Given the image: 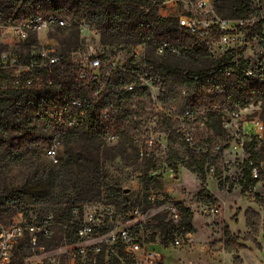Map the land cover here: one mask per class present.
Instances as JSON below:
<instances>
[{
	"label": "rangeland",
	"instance_id": "374dc122",
	"mask_svg": "<svg viewBox=\"0 0 264 264\" xmlns=\"http://www.w3.org/2000/svg\"><path fill=\"white\" fill-rule=\"evenodd\" d=\"M97 1V0H93ZM184 2L195 0H181ZM216 6H224L221 17L230 18L232 0H211ZM12 0H0V6L10 5ZM159 4L146 6L147 10H154L157 15ZM142 8V9H143ZM178 9H183V4L178 3ZM161 32L156 26H150ZM30 42L40 50L48 54H54L61 62L72 64L75 67L85 63L88 59L99 57L101 61H115L125 66H133L139 74H150L154 70L184 69L188 71H199L210 69L214 61L207 56H197L192 53L172 54L167 52L157 55L155 47L149 43H139L136 38L124 37L107 29L98 19L65 21L62 29H49L33 36ZM21 56L27 57V47H21ZM134 57H137L134 59ZM133 85V84H132ZM104 85L101 84V88ZM146 89L147 100L144 103L134 105L131 110L132 123L129 124L130 133L128 137L114 136L112 140H104L102 146L93 143L90 147L100 157V174L107 177L108 189H119L123 191L121 198L116 199L108 191L100 193L99 197L91 202L86 199L94 196L92 193H81L72 206L92 209L106 202H126L130 205L140 203L149 192L160 193L167 196L179 210V219L174 222L170 220L163 211L152 210L147 215V230L152 233V241L159 242L163 247H169L173 237L182 241L179 248H168L169 257L164 264H264V207H260L253 198L244 195L239 185L242 179L243 167L239 164L241 154L233 151L232 145L237 140L235 132H240L243 122H248L254 117L264 122V102L249 105L242 111L237 119L228 120L230 129L225 131L222 120L211 119L204 124L203 128H191L195 132L197 141L208 151L212 157H216L215 166L218 169L213 176L206 174V181L202 184L200 178L182 166L173 169L175 159L171 160L172 152L179 159H186L188 150L179 139V129L173 135L159 133L158 125L165 119L164 113L157 110V104L161 105L162 112L172 109L180 111L179 102H160L161 89ZM156 112L158 117L155 116ZM114 114L115 111L113 110ZM111 116V114H110ZM13 119L11 112L6 116ZM227 121V119H225ZM40 137L46 140V146H40L38 153H30L22 165L6 164L4 156L0 152V196L9 194L15 190L25 192L26 204L17 208L22 209L25 214H54L48 211L47 202L65 198L59 197L63 186L55 185L51 189V196H46L49 187L47 185H36L35 176L42 175L44 169L55 165L65 154L64 141L60 144L53 158L47 155L46 148L53 139L51 132L42 131ZM178 135V136H177ZM152 137L154 146L145 155L140 154L143 140ZM13 136L3 134L0 131V140L9 142ZM82 143L77 142L73 147L76 152L80 151ZM214 146H220V153L214 152ZM89 148V145L87 146ZM255 154V162L261 172L259 182L253 189V193L264 200V139L256 141L247 146L244 151L243 161L251 154ZM170 169V172L165 170ZM221 187V188H220ZM205 189L212 196L217 205L204 201L200 192ZM45 195V197H44ZM71 198L74 199L73 194ZM56 197V198H54ZM40 199V200H39ZM51 201V202H52ZM50 203V204H49ZM122 205L116 207L120 212ZM67 206L66 204L63 205ZM4 208H8L7 206ZM146 208V207H145ZM247 212L251 223L247 227ZM18 213V212H17ZM227 228L233 239L245 246V249L226 253L224 251L223 233ZM58 235V232H55ZM172 238V239H170ZM254 238L255 243L251 239Z\"/></svg>",
	"mask_w": 264,
	"mask_h": 264
},
{
	"label": "trees",
	"instance_id": "16d2710c",
	"mask_svg": "<svg viewBox=\"0 0 264 264\" xmlns=\"http://www.w3.org/2000/svg\"><path fill=\"white\" fill-rule=\"evenodd\" d=\"M163 1L165 0H12L10 5L0 6V23H18L32 15L52 18L57 22L98 19L107 29L120 36H134L139 43H149L155 48L166 44L182 53L190 54L193 41L179 32L175 20L161 18L154 10L145 12L146 6L152 9V4L158 5ZM242 1L232 0L230 18L241 17L247 13L248 8ZM224 9V6H216L217 14L222 16ZM150 26H156L161 32ZM62 28L63 26L58 25L52 27V29ZM194 54L206 56L197 45ZM116 63V68L111 69L106 62H103L100 79L85 86L76 78V70L81 65L74 68L72 64L61 62L59 58L58 63L46 68H34L28 75L32 86L27 90L3 88L6 76L0 77V131L13 136L8 143L0 140V152L4 156L5 163L22 165L30 153H38L40 146L47 145L46 140L40 137L39 133L42 131L51 132L52 140L56 139L59 144L60 139L64 141V157L55 165L44 169L42 175L36 172L34 180L36 185L45 184L49 187L46 196H51V189L55 188V185L63 186L59 197L65 198V202L61 199L53 202V199H50L46 203L50 201L53 204L47 207L48 211L59 214L53 217L67 226L65 234L71 241L74 240L71 211L74 208L81 209V206H72V204L77 201L81 193L94 194L85 202L98 198L103 191L113 194L116 199L119 197L122 199L123 194L119 189H108L107 177L100 174L99 149L94 153L90 145L97 143L100 147L109 137L130 136L129 124L132 123L133 118L131 110L134 105L133 100L137 99L135 103L142 104L148 98L146 89L139 87V79L135 76L136 68ZM218 63H214L213 66ZM212 67L196 72L164 68L150 73L165 79L161 86V104L172 101L180 103V111H175L170 117L165 116L158 125L159 133L174 135L179 129V121L185 111H189L194 116L199 111H204L207 121L220 120L224 112H237L249 105L264 102V83L248 80L237 73L221 80L223 93H208V85L202 76L210 74ZM26 78H22V81ZM101 84L104 85L102 88ZM132 84L133 89L128 91L127 87ZM182 92L185 94L183 95ZM8 112L13 115L12 120L6 117ZM103 113L106 114V118L102 116ZM178 135L182 142L179 133ZM196 141L197 137L194 144L199 147L200 143ZM77 142L84 145L79 152L73 147ZM254 142H256L254 139L248 142L245 150ZM184 146L188 150L186 159H179L173 152L171 154V160H176L173 169L178 165L182 166L196 174L202 184L206 181L209 166L215 167V173H218L215 166L216 157H212L208 151L204 154H195L189 146L185 144ZM220 149L221 152L222 148ZM217 154L215 152V155ZM242 167V179L239 182L242 194L248 195L260 207H264V200L253 193L259 179L252 180L250 170L256 168L261 175L255 162V154L252 153ZM69 194H73L74 199ZM200 197L206 202L217 205V201L209 196L204 188L200 192ZM26 198L24 191L15 190L0 196V204L3 207L7 206L12 213H17L22 211L17 207L26 204ZM126 202L113 203L119 207ZM64 204L67 206L64 207ZM251 214L247 212L245 215L248 229L251 226L249 220ZM249 239L255 243L254 238ZM223 240L226 253L245 249L244 245L232 238L227 228L224 229Z\"/></svg>",
	"mask_w": 264,
	"mask_h": 264
},
{
	"label": "built area",
	"instance_id": "2783aa9c",
	"mask_svg": "<svg viewBox=\"0 0 264 264\" xmlns=\"http://www.w3.org/2000/svg\"><path fill=\"white\" fill-rule=\"evenodd\" d=\"M180 2L183 4L182 10L178 9ZM242 2L248 11L237 18L218 15L216 5L211 0H165L159 4L157 15L175 20L179 32L192 39V54L197 45L214 63L219 62L212 67L210 74L202 76L210 94L223 93L221 80L235 73L248 80L264 83V0ZM64 24V21L57 22L38 15L28 16L18 23H0V77L6 76L3 88L27 90L32 86L28 75L34 68L43 69L58 63L56 56L36 48L30 39ZM23 46L28 50L26 58L21 56ZM155 52L160 56L167 52L180 53L166 44L156 46ZM102 65L99 57L88 59L76 70L77 80L84 86L97 82ZM106 65L114 69L117 63L108 61ZM135 76L141 85L158 90L165 81L160 76L139 73ZM22 78L26 80L22 81ZM132 89L133 85L127 87L128 91ZM157 110L166 117L175 112L172 109L162 112L160 104H157ZM240 111L221 114L220 120L225 131L231 127L228 120L237 119ZM160 112H156L155 116L158 117ZM205 115L204 111H199L195 116L185 111L179 121L181 140L195 154L206 153L205 148L195 146L196 134L191 129L203 128L207 121ZM102 116L107 117L105 113ZM240 129V132L233 133L237 135V140L233 142L232 148L235 153L241 154L239 164L243 165L246 144L253 139H264V122L254 117L243 122ZM58 146L59 141L52 140L47 155L53 158ZM153 146V138L147 137L143 140L140 154L145 155ZM220 148L214 146V152L219 153ZM165 170L170 172L167 167ZM208 174L213 176L215 167L209 166ZM250 175L252 180L259 179L256 168L250 170ZM122 207L120 212L113 202H106L92 209H72L74 240L71 241L65 234L67 226L52 215L12 213L0 204V264H162L163 256L154 248L157 242L152 241V233L147 230V215L152 210H159L176 222L179 219L176 204L164 194L149 192L140 203H125ZM182 244L180 238L173 237L169 246L178 248Z\"/></svg>",
	"mask_w": 264,
	"mask_h": 264
},
{
	"label": "crops",
	"instance_id": "0c3cea01",
	"mask_svg": "<svg viewBox=\"0 0 264 264\" xmlns=\"http://www.w3.org/2000/svg\"><path fill=\"white\" fill-rule=\"evenodd\" d=\"M154 248L156 251L160 252L163 256V262L162 264L165 263L166 260H169L171 259V257H169V250L168 248H171L170 246L169 247H163L162 244H160L159 242H157L155 245H154ZM179 248V247H178ZM174 248H171V250H173ZM169 264H172L171 262H169Z\"/></svg>",
	"mask_w": 264,
	"mask_h": 264
}]
</instances>
